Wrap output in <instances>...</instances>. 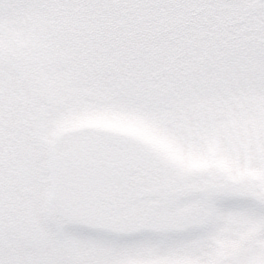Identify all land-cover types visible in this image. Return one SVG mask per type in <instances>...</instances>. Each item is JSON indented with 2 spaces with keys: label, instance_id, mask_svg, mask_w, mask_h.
Wrapping results in <instances>:
<instances>
[{
  "label": "snow or ice",
  "instance_id": "snow-or-ice-1",
  "mask_svg": "<svg viewBox=\"0 0 264 264\" xmlns=\"http://www.w3.org/2000/svg\"><path fill=\"white\" fill-rule=\"evenodd\" d=\"M0 264H264V0H0Z\"/></svg>",
  "mask_w": 264,
  "mask_h": 264
}]
</instances>
